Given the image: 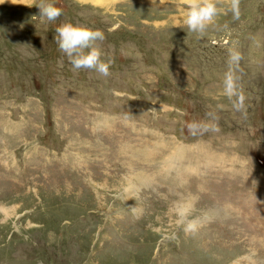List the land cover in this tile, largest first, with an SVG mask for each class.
I'll use <instances>...</instances> for the list:
<instances>
[{"label": "rangeland", "instance_id": "1", "mask_svg": "<svg viewBox=\"0 0 264 264\" xmlns=\"http://www.w3.org/2000/svg\"><path fill=\"white\" fill-rule=\"evenodd\" d=\"M13 1L0 3V264H264V0H241L239 19L219 0L204 33L181 0H63L65 22L115 33L102 47L124 62L108 77L73 70L40 0ZM30 29L55 87L5 58L30 55ZM233 48L243 112L223 95ZM213 115L218 132L189 133Z\"/></svg>", "mask_w": 264, "mask_h": 264}, {"label": "clouds", "instance_id": "2", "mask_svg": "<svg viewBox=\"0 0 264 264\" xmlns=\"http://www.w3.org/2000/svg\"><path fill=\"white\" fill-rule=\"evenodd\" d=\"M58 2L59 0H40L37 8L42 22L51 24L63 15V9L57 6ZM181 2L184 6L183 23L194 33H204L223 12L218 6L219 0ZM240 2L241 0H229L234 19L240 17ZM55 32L58 48L67 57L74 71L92 70L102 77L110 75L113 60L102 47L105 40L102 30L86 24L63 22L56 27ZM242 59V53L238 49H230L223 77V95L233 100V108L238 112L245 110L246 100L238 75ZM218 120L219 117L215 115L212 116L213 122L193 120L187 124V129L193 136L218 132Z\"/></svg>", "mask_w": 264, "mask_h": 264}, {"label": "trees", "instance_id": "3", "mask_svg": "<svg viewBox=\"0 0 264 264\" xmlns=\"http://www.w3.org/2000/svg\"><path fill=\"white\" fill-rule=\"evenodd\" d=\"M70 4V3H69ZM57 6L58 7H60V8H62L63 9V12L65 13V14H67V15H69L68 16V18L70 19V16L71 15H73L74 14V9L71 7V4H70V7L66 4V3H64L63 2V0H59V2H58V4H57ZM257 12L259 13V14H261V16H263L264 15V3H262V1L261 2H259L258 3V5H257ZM74 16H77V13L74 15ZM63 17H61V19H62ZM63 20V19H62ZM1 21H2V19H1ZM64 22H65V19L63 20ZM70 22V21H69ZM262 22V21H261ZM260 22V23H261ZM1 24V23H0ZM18 24V23H17ZM57 26H59V23H58V21L56 22H53V23H51V24H48L47 23V28H48V30H49V33L50 34H52V35H55L56 34V32H54L55 31V29H56V27ZM92 26H95V24H92ZM2 26L0 25V28H1ZM95 28H97V26L95 27ZM22 32H23V30H21ZM1 33H2V31H1ZM24 33H26V32H24ZM5 34H6V32H5ZM8 34V33H7ZM27 34H28V41H29V43H28V45L27 44H25V47H26V49L28 50V52L30 53V55L26 58V57H20L19 55H8V56H6L4 53H3V55H5V58H8V63H11V62H13L14 61V58H22V59H18L17 61L19 62V63H23V65L25 66V68L28 70V73H30V74H32L33 76H37L38 77V79H34V80H32V83H33V88H35V90H37V89H39V87L41 88V87H44V86H47V82L45 81V80H43L41 77H43V78H46V79H50V78H47V76H46V74H45V72H44V70L42 69V66L40 67V64H39V62L40 63H42V61H43V64L45 65L46 64V62H47V56L44 54L45 52H42L41 50H40V48L38 47V46H31L30 45V42L31 43H33L34 45H38L37 44V42L35 41V34H34V31H32L31 29L27 32ZM105 34V33H104ZM24 35V34H23ZM0 36H2V37H5V35H3V34H1ZM114 37L115 36V33H111V34H105V37L106 38H109V37ZM16 36H14V38H15ZM15 40H16V38H15ZM22 39H20V41H21ZM3 46H8V43H6L5 41H3ZM55 46V45H54ZM39 50H38V49ZM32 52V53H31ZM42 52V53H41ZM11 53V50L10 51H8V54H10ZM118 54L117 55V58L115 59V63L116 64H123V62H124V59H123V55H122V53H121V51H119V50H117V51H115L114 52V54ZM32 54V55H31ZM56 54V53H55ZM113 53H110V54H108L110 57H112L113 55H114ZM57 55V54H56ZM41 56H43V57H41ZM57 57H59L60 58V56H59V54L57 55ZM62 58H64V57H62ZM25 59V60H24ZM27 61H31L33 64H36V66H34L33 68H30V66L29 65H27ZM140 63H142V65H145V66H147L150 62H149V58H147L146 56H144L143 58H141V61H140ZM52 64H53V62L49 65V68H48V66L46 67V68H48V72L50 71V69L52 68ZM45 68V69H46ZM11 69H13V68H11ZM69 71H67L66 70V67H63V71H61V73L58 75V77H57V80H59V82H61V81H64V78H69L70 76H71V74L70 73H68ZM79 72H81V71H79ZM67 73V76H64L65 74ZM62 77L61 79H59V77ZM76 80H79V76H77L76 77ZM50 82H49V84H51V85H53L54 87H55V84H56V82H53V81H51V79L49 80ZM48 87V86H47ZM50 87V86H49ZM9 89V88H8ZM10 90V89H9ZM180 108H184V106L182 105V104H180ZM195 116H197V115H195ZM261 116H262V113L259 115V119H260V121L261 120H263L262 118H261Z\"/></svg>", "mask_w": 264, "mask_h": 264}, {"label": "crops", "instance_id": "4", "mask_svg": "<svg viewBox=\"0 0 264 264\" xmlns=\"http://www.w3.org/2000/svg\"><path fill=\"white\" fill-rule=\"evenodd\" d=\"M4 3L5 5H17V2H15V1H13V4H10V0H0V3ZM2 8H4V9H7V6H3ZM8 10V9H7ZM20 9H18V8H16L15 9V11L16 12H21V11H19ZM7 12V11H6ZM7 15L9 14V12H7L6 13ZM3 16H5V13L4 14H2ZM30 19L31 18H28L26 21H24L25 20V18L23 17V21H22V24L24 25H27L28 23H29V21H30ZM27 26H29V24L27 25ZM19 28L20 27H12L11 25H9L8 24V26L5 28V31L4 32H6V33H8L9 34V36L10 37H14V34L15 33H17L18 31H19ZM14 30H15V32H14ZM16 30H17V32H16ZM34 32H36V31H34Z\"/></svg>", "mask_w": 264, "mask_h": 264}]
</instances>
